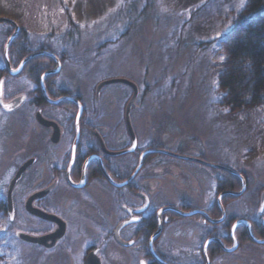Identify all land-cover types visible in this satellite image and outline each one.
<instances>
[{
  "label": "rangeland",
  "instance_id": "obj_1",
  "mask_svg": "<svg viewBox=\"0 0 264 264\" xmlns=\"http://www.w3.org/2000/svg\"><path fill=\"white\" fill-rule=\"evenodd\" d=\"M246 2L0 0V18L12 20L21 28L20 38L25 43H16L22 57L44 50L60 60V74L52 82L79 96L87 114L121 116L132 90L121 83L109 84L102 91V101L97 102V85L113 79L134 82L140 96L132 117L141 143L147 146L153 135L154 141H159L166 134L171 150L187 151L230 168L250 185L249 193L241 201L254 205V195L258 191L256 198L260 201L264 185V111L226 107L217 80L226 60L223 41ZM7 27L0 24V68L4 64V47L14 32ZM53 64L40 57L28 66L34 68L33 75L28 68L26 74L15 78L7 75V96L31 97L41 78L39 73ZM28 76L37 80L34 82ZM112 94L114 99L110 101ZM35 112L30 100L13 113L0 109V205L7 201L8 186L18 164L37 145L34 130L39 127ZM175 162L167 158L168 187L178 170L206 180L227 176L187 162L176 168ZM20 189L16 188L14 195V222L0 208V264L79 263L87 246L101 244L102 236L91 231L87 232L90 238L83 234L79 240L71 239L72 249L63 260L68 262L63 263L52 259L51 251L21 241L16 235L18 231L33 235L48 228L26 212V197ZM78 228L72 229L73 234L80 235ZM103 250V255L110 253L113 257L114 249Z\"/></svg>",
  "mask_w": 264,
  "mask_h": 264
},
{
  "label": "flooded vegetation",
  "instance_id": "obj_2",
  "mask_svg": "<svg viewBox=\"0 0 264 264\" xmlns=\"http://www.w3.org/2000/svg\"><path fill=\"white\" fill-rule=\"evenodd\" d=\"M0 24H7V30L15 31L11 22ZM21 55L19 48L9 46L8 64L3 54L0 109L13 113L30 100L36 110L34 118L39 129L34 130L36 147L17 167L18 171L26 162L34 160L14 189V219H10L7 201L2 204L3 211L11 222L16 220L14 195L20 187L26 197V212L48 228L33 236L54 234L59 229L55 221L28 212L26 204L33 195L40 194L32 203L34 208L58 217L66 226L64 235L52 247L33 246L51 251L52 259L63 262L72 249L71 239L79 240L83 234L90 238L87 232L91 231L102 236L101 244L87 246L80 262L71 261L70 264H87L93 251L101 264H264V185L260 189V201L256 198L257 191L254 205L243 202L241 199L250 191L244 176L233 174L235 177H231L228 172L211 166L217 164L200 156L182 150L172 151L166 144V134L159 141H154L156 136L153 135L147 146L142 144L132 117L140 94L130 112L129 123L126 107L121 116L87 114L79 96L52 82L60 74L61 64L59 72L47 74L42 80L45 73L56 68V61L49 56L46 57L53 59V67L42 72L31 97L22 94L8 97L6 76L15 78L26 74L29 63L36 58L28 61L19 74L12 75L9 67L17 69L26 58ZM28 69L33 75L34 68ZM121 84L128 86L133 95L129 85ZM107 87H102L98 97L96 88L97 102L102 101V91ZM46 95L53 101L65 99L52 104ZM22 96L23 102L14 109L7 110L2 105L1 99L9 103ZM112 99L113 94L109 100ZM38 113L57 127L42 124ZM129 125L136 137L133 151H130L133 138ZM167 158L176 161V168L187 162L221 171L227 176L206 180L178 170L167 183L168 187ZM166 191L170 192L168 198ZM77 226L76 232L80 235L73 234L72 229ZM106 247L114 249L116 257L109 256L110 253L103 255ZM252 248L256 251L254 254Z\"/></svg>",
  "mask_w": 264,
  "mask_h": 264
},
{
  "label": "trees",
  "instance_id": "obj_3",
  "mask_svg": "<svg viewBox=\"0 0 264 264\" xmlns=\"http://www.w3.org/2000/svg\"><path fill=\"white\" fill-rule=\"evenodd\" d=\"M20 35L11 47L17 48V41L21 46L25 43ZM223 47L226 60L217 79L224 95L223 105L233 110L260 108L264 111V0H247L227 33ZM40 57L46 56L36 57L29 65ZM46 58L54 63L53 59ZM0 208L3 210L2 204Z\"/></svg>",
  "mask_w": 264,
  "mask_h": 264
},
{
  "label": "water",
  "instance_id": "obj_4",
  "mask_svg": "<svg viewBox=\"0 0 264 264\" xmlns=\"http://www.w3.org/2000/svg\"><path fill=\"white\" fill-rule=\"evenodd\" d=\"M1 22H11V23H13L15 25V31L10 36V38L8 39V41H7L6 45H5V49H4L5 59H6L7 63L9 64V60H8V50H9V46H10L11 42L19 34L20 27L18 26V24L16 22H14L12 20H9V19H6V18H0V23ZM38 56H49V57L53 58L56 61V68H54L53 70L48 71L47 73H45L42 76V80L44 79L45 75H47V74H54V73L59 72V70H60V64H61L60 63V60L56 56L50 54L49 52L42 50V51L34 52L33 54H31V55L27 56L26 58H24L23 61L21 62V64L18 66L17 69H12L11 67H9L10 73L12 75L19 74L22 71L24 65L28 61H30L31 59H33L35 57H38ZM112 83H125V84L129 85L133 89V95L130 98V100H129L127 106H126V116H127V120H128V123H129V115H130V112L132 110V107L134 106V104H135V102H136V100L138 98L139 89H138L137 85L134 82H132L130 80H127V79L107 80V81L101 82L98 85V87H97V97L99 96V93H100V90L102 89V87H104L106 85H109V84H112ZM46 97H47L48 101L51 102L52 104H57L62 99H65V98H62L60 100L53 101V100H50L47 95H46ZM23 100H24V97L22 96V97H18L17 99H15L14 101L9 102V103H4L2 101V99H1V102H2V105L4 106L5 109L11 110V109H14V108L18 107L23 102ZM81 113H82V107L80 106V110H79V114L78 115L80 116ZM37 116H38L39 121L42 124L47 125V126H50V125L56 126L54 123L49 122V121L45 120L44 118H42L40 113H38ZM129 129H130L131 136L133 138V146L130 149V151H133V149H134V147L136 145V137L134 135V132L132 130L131 125H129ZM33 161L34 160H29L21 168H19L18 171L16 172L15 176L11 180L9 186H8L7 206H8V212H9V215H10V219L11 220L14 219V215H15V211H14V201H13L14 189H15L16 184L18 183V181L21 179L23 173L27 169V167H29L33 163ZM211 166L214 167V168H217V169L224 170V171H226L228 173H231V174L239 175L237 172L231 170L230 168H228L226 166L214 165V164L211 165ZM242 193H243V190H242L241 194ZM234 194L235 195H238L240 193H234ZM39 195L40 194L33 195L27 201L26 207H27L28 212L31 213V214H33V215H37L39 217H42V218H44L46 220L55 221L57 224H59V229H57V231L54 234H49V235H45V236H33L31 234H28V233H25V232H22V231H18L16 233V235L23 242L30 243V244H38V245H42V246H45V247H52L64 235V233H65V227L66 226H65V223L61 219H59L58 217H56V216H54L52 214H48L46 212H43V211H41L39 209H36V208H34L32 206L33 201ZM191 214H194V213H191ZM191 214H189V215H191ZM239 223L245 224L246 222L245 221H240ZM87 264H101V262H100L98 256L96 255V252L95 251H93L89 255V257L87 259Z\"/></svg>",
  "mask_w": 264,
  "mask_h": 264
}]
</instances>
